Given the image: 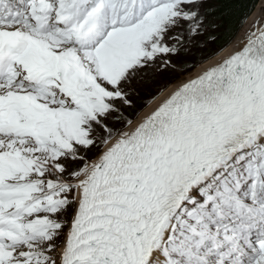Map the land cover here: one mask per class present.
<instances>
[{
	"label": "snow or ice",
	"instance_id": "6c2138e0",
	"mask_svg": "<svg viewBox=\"0 0 264 264\" xmlns=\"http://www.w3.org/2000/svg\"><path fill=\"white\" fill-rule=\"evenodd\" d=\"M232 2L0 0V264H264V23L125 115Z\"/></svg>",
	"mask_w": 264,
	"mask_h": 264
},
{
	"label": "trees",
	"instance_id": "16d2710c",
	"mask_svg": "<svg viewBox=\"0 0 264 264\" xmlns=\"http://www.w3.org/2000/svg\"><path fill=\"white\" fill-rule=\"evenodd\" d=\"M258 1L259 0H233V2L228 6L229 12L227 13V15L223 16L219 21L221 26L217 30L215 31L210 30L209 33H206L204 35L202 43L207 44L206 49L198 51L200 49H197L198 47L197 46L194 48V51L192 52L193 56L190 57L191 59H187L184 55L182 59L179 60L180 63L184 65L185 68H188V70L186 71L190 72L193 70V68L198 66L199 63L191 68V66L194 65L199 60H203L208 57L207 59L201 61V63H203L204 61L215 56L213 54H215L219 50L222 49L221 51H223L229 45L228 43L234 38L240 27L245 23L246 20L244 18L245 17L249 18L251 16L250 14H252V11L256 7ZM209 35L215 36V39L214 40L209 39L208 38ZM159 78L164 81L161 82L160 85V89H161L165 87V85L168 84L169 82L170 83L172 81L174 82L176 77L173 76L170 72L165 73V71L158 73V75H156L154 72L151 73L148 76V78H146L144 82L141 84L138 91V95L134 97L132 108L128 109L125 112V115L128 118L133 119L140 112V110L146 105L145 103L147 99L152 97L154 93H156L155 91L146 93V90L148 92L149 85L153 82H156ZM97 151H98L97 149L90 150L87 154L88 158H92L93 156H95Z\"/></svg>",
	"mask_w": 264,
	"mask_h": 264
},
{
	"label": "rangeland",
	"instance_id": "374dc122",
	"mask_svg": "<svg viewBox=\"0 0 264 264\" xmlns=\"http://www.w3.org/2000/svg\"><path fill=\"white\" fill-rule=\"evenodd\" d=\"M264 0H259L258 1V3L256 4V7L254 8V10L252 11V13H254L255 11H256V9L257 10H259L260 9V14H264ZM259 6H260V8H259ZM259 8V9H258ZM250 15H252V14H250ZM250 18V17H249ZM249 18H247V20L245 21V23L240 27V29L238 30V32L236 33V35L234 36V38L228 43V44H230V43H232L236 38H237V36H239V34H240V32H242V30L244 29V26L246 25V23L248 22V20H249ZM203 37L204 36H201V38L200 37H198L197 38V41H199V42H202V40H203ZM227 44V45H228ZM226 45V46H227ZM198 46V47H197ZM206 46H207V44H205V43H196V42H194V43H192L191 45H190V47H189V49L187 50V51H182L178 56H176V57H173L172 58V66H169V67H167V68H165V69H163V70H160V71H156V72H154L156 75H158V73H161V72H164L165 71V73H171L173 76H175L176 78H175V80H174V82L172 81L171 83H175V82H177V81H179V80H181L182 78H183V76H185L188 72L186 71V70H188V68H185L184 67V65H182L181 63H180V59H182V57L185 55V57L187 58V59H191L190 57L191 56H193V54H192V52L194 51V48L195 47H197V49H200V50H198V51H201V50H205L206 49ZM226 46H224V47H226ZM222 50V49H221ZM221 50H219L218 52H216L215 54H213V55H216L217 53H219ZM213 55H211V56H213ZM208 58V57H207ZM207 58H205V59H207ZM205 59H203V60H205ZM203 60H199L198 62H196L194 65H192L191 66V68L192 67H194L195 65H197L198 63H199V65H200V63H201V61H203ZM205 62V61H204ZM203 62V63H204ZM202 64V63H201ZM197 67V66H196ZM166 69H167V71H166ZM190 69V68H189ZM193 70H194V68H193ZM192 70V71H193ZM191 72V71H190ZM189 72V73H190ZM146 78H148V76L147 77H145V79ZM155 79H157V78H155ZM158 81V82H157ZM156 82H153V83H151L150 85H149V88H148V92H147V90H146V93H150V92H153V91H155L156 93H154V95L152 96V97H150V98H148L147 99V101H146V105L140 110V112L141 111H143V109L146 107V106H148L149 104H150V102L151 101H153L154 99H156V98H158L159 97V95L169 86V85H171V83L169 82L168 84H166L165 85V87H163V88H161L160 89V85H161V82H164L163 80H161L160 78L157 80ZM140 112L137 114V116L136 117H138V115L140 114ZM135 117V118H136ZM134 118V119H135ZM134 119H133V121H134ZM116 127L117 128H120V127H122V125L121 124H117L116 125ZM92 150H94V149H92ZM96 156V155H95ZM94 156V157H95ZM94 157H92L91 159H93Z\"/></svg>",
	"mask_w": 264,
	"mask_h": 264
},
{
	"label": "bare ground",
	"instance_id": "6f19581e",
	"mask_svg": "<svg viewBox=\"0 0 264 264\" xmlns=\"http://www.w3.org/2000/svg\"><path fill=\"white\" fill-rule=\"evenodd\" d=\"M259 8H260V6H259ZM260 13H261L260 12V9L259 10L256 9V11L254 13H252V15L250 16L248 22L244 26V29L242 30V32H240L239 36H237V38L232 43H230L223 51H221L217 55L213 56L212 58L206 60L204 63H202V64L198 65L197 67H195L193 71H191L190 73L188 72L185 76H183V78L181 80H179V81H177L175 83H171V85H169L159 95L158 98H156L153 101H151L150 104L148 106H146L143 109V111L140 112V114L138 115V117H136L134 119V123L135 122H138L145 115H147L150 111H152L159 104V102H161L169 93H171L177 86H179L187 78L192 77V76H195L203 68H205V67H207V66H209V65H211L213 63H216V62L220 61L222 58H224L226 55H228L232 51L237 50L238 47H242L243 46V43L245 42V33L249 29V27L251 26V24L253 23V21L256 20L257 18H259L260 21H261V23H264V14L262 15Z\"/></svg>",
	"mask_w": 264,
	"mask_h": 264
}]
</instances>
